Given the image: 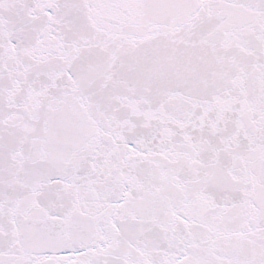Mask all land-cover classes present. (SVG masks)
I'll use <instances>...</instances> for the list:
<instances>
[{
    "label": "snow or ice",
    "instance_id": "6c2138e0",
    "mask_svg": "<svg viewBox=\"0 0 264 264\" xmlns=\"http://www.w3.org/2000/svg\"><path fill=\"white\" fill-rule=\"evenodd\" d=\"M0 264H264V0H0Z\"/></svg>",
    "mask_w": 264,
    "mask_h": 264
}]
</instances>
